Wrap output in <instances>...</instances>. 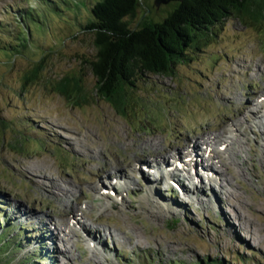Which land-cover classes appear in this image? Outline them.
Returning a JSON list of instances; mask_svg holds the SVG:
<instances>
[{
  "label": "rangeland",
  "instance_id": "obj_1",
  "mask_svg": "<svg viewBox=\"0 0 264 264\" xmlns=\"http://www.w3.org/2000/svg\"><path fill=\"white\" fill-rule=\"evenodd\" d=\"M180 2L139 0L131 25L161 21ZM43 5L42 0H0V20L11 28L20 8ZM54 10L52 5L46 13ZM61 18L49 16L54 26L42 35L44 48L17 54L13 64L0 59V233L6 228L12 236L20 234L18 249L8 251L9 263L3 264H19L29 255L23 264H169L205 256L244 264L236 252L249 256V264H260L264 19L252 24L231 17L212 26L216 35L210 34L202 52L174 75L139 80L130 91L133 101L121 113L96 94L87 62L96 54L93 34L69 35L76 21ZM41 57L43 76L25 81ZM67 75L80 77L86 100L67 98L52 85ZM217 134L242 142L231 146L237 160L221 141L214 144L220 158L209 160L197 150L199 163L213 161L221 176L212 189L202 175L203 191L188 196L176 182H152L151 174L137 168L152 157L172 164L166 151L185 156L193 143ZM116 174L134 183L116 185L121 200L112 185ZM186 181L192 189L195 181ZM61 189L72 192L63 199ZM55 222L66 229L59 231ZM94 237L100 244L93 248L89 239Z\"/></svg>",
  "mask_w": 264,
  "mask_h": 264
},
{
  "label": "trees",
  "instance_id": "obj_2",
  "mask_svg": "<svg viewBox=\"0 0 264 264\" xmlns=\"http://www.w3.org/2000/svg\"><path fill=\"white\" fill-rule=\"evenodd\" d=\"M61 1L63 5H57L53 0H42V8H20L11 28L6 21L0 20V29H4L0 30L1 61L13 64L17 54L24 51L22 55H28L31 49L44 48L42 35L54 26V20H51V24L49 16L62 20L61 16L64 15L68 20L76 21L77 31L74 33L75 30H71L69 35L81 32L93 34L96 54L87 62L96 77V94L107 99L121 113L133 101L130 91L138 88L139 80L147 81L151 74L174 75L179 65L192 61L194 55L202 52L210 34L216 35L211 30L212 26L231 17L252 24L262 23L264 19V0H182L163 20L134 27L131 20L136 16L139 0ZM52 5L55 12L47 14ZM27 19L31 23H27ZM16 22L20 23L19 26H16ZM30 40L32 45L29 44ZM44 68L45 57H41L32 63L25 81L41 79ZM52 85L67 98H75L77 101L88 98L78 76H62L53 81ZM19 235L16 233L12 236L6 228L1 231L0 264L4 260L9 263L7 252L18 249ZM236 254L242 263L251 262L249 256L239 252ZM30 259L31 255L19 264ZM256 259L264 264L263 256H257ZM181 262L230 264L222 257L211 259L208 256L193 262L173 260L169 264Z\"/></svg>",
  "mask_w": 264,
  "mask_h": 264
},
{
  "label": "bare ground",
  "instance_id": "obj_3",
  "mask_svg": "<svg viewBox=\"0 0 264 264\" xmlns=\"http://www.w3.org/2000/svg\"><path fill=\"white\" fill-rule=\"evenodd\" d=\"M221 136H222V134H217L214 137L205 138L200 143H196V142L193 143V146L190 147V150L186 151V156H185L188 159H190L189 162H188V165L190 167L189 171L186 168L187 167L186 163H184L183 160H182V154H181L182 151H178V150L176 152H174V153L171 152V150H168V151H166V154L168 152V153H170V156H172L173 158L176 157V159H175V160H177L176 162H179L180 164L177 163V165H176L174 162L172 164H170L166 160H164L162 157L159 158V159L152 157V159L148 160L147 164H145V165H143L144 161L138 162L137 164H138L139 167H137V168H140V166H141L142 170L144 168L145 172H147L149 175L151 174V176H152L151 180H153L152 182H154L156 180L155 182L158 181L159 184H160L163 181L164 182H168V181L171 182L172 181V182H176L175 187L178 186L177 188L179 189V191L181 193L184 191V192H186L185 193L186 195H188L190 193H196V192L198 194H200L203 191V189H200V185L203 184L204 182H202V175H200V173L198 172V169H197L198 167L196 168V171L194 173L192 172L194 167L199 165V167H201V169L204 171V173H206L208 175V176H206V179H207L211 189H212V187H214L213 186L214 181L215 180L217 181V179H220L221 176L218 175V170L214 167L213 161H212V163H207V164L199 163L200 159L198 158V156H197L195 151L196 150L204 151L206 154L209 155L208 156L209 160H210V158H212V159L217 158V157L220 158V154L219 153L221 152V150L216 149L214 147V144H215V142L221 141L220 144H219L220 146L226 145L225 149H228V148L232 149L231 153H230V156L233 157V160H237L236 157H238V155H239L238 151L234 150V148L231 147V146H232V143H236V141L237 142H242V140H237L238 136H233V135L232 136H226L225 140L223 138L219 139ZM79 148H80V146H79ZM164 155H165V153H164ZM108 164L109 163H106L105 166H107ZM174 164H175V166H174L175 168L173 167ZM223 164H225V163H223ZM146 165L149 167L148 169L146 168ZM178 165L180 166V168L178 167ZM181 166H183L184 169L183 168L181 169ZM181 170H185L187 172V174L184 175V177L181 176L182 175ZM98 171L101 172V169L98 170ZM118 173H120V171ZM229 173L231 175H233L230 171H229ZM112 178H113V180H112L113 190L117 194L118 198L120 197V200H121L122 193H119V192L116 191V188H117L116 185H121L123 183H127V184L128 183L134 184V183H133V181L129 180L130 177H126V176H123V175L116 174V175L112 176ZM127 178H129V179H127ZM173 179H175V180H173ZM225 179H227V178H225ZM186 180L195 181L192 189L189 188L188 185L186 186V184H185V183H187ZM227 181H230V180L227 179ZM197 183H198L199 186L197 185ZM56 185H58V183ZM149 186H151V185L149 184ZM105 190H106V188H105ZM217 191L218 190H216V194H217ZM61 192H62L61 197L63 199H66V198L69 197L68 194L71 193L72 191L70 192V191H66V190H62L61 189ZM182 194H184V193H182ZM188 196H191V194L188 195ZM107 197H108V194H107ZM197 199L201 200V201H204V200H202L200 198V196H198ZM71 208L75 209L74 206H72ZM82 213L84 215H86L87 217L90 216V215H88V213L86 211H82ZM78 217H79V215H78ZM76 222H77V225L79 224L78 226H80V224H81L80 220H77ZM55 224L59 228V231L63 230V229H66V228H63V226L60 225L57 222H55ZM97 230H99V229H97ZM70 231L73 232V233H76L74 228H71ZM89 243L93 246V248L100 244V242L99 243L96 242V238L95 237H94V239L90 238L89 239Z\"/></svg>",
  "mask_w": 264,
  "mask_h": 264
},
{
  "label": "water",
  "instance_id": "obj_4",
  "mask_svg": "<svg viewBox=\"0 0 264 264\" xmlns=\"http://www.w3.org/2000/svg\"><path fill=\"white\" fill-rule=\"evenodd\" d=\"M157 1V3H160V2H166V1H168V0H156ZM182 1V0H181Z\"/></svg>",
  "mask_w": 264,
  "mask_h": 264
}]
</instances>
